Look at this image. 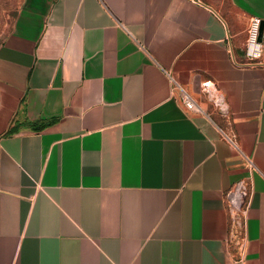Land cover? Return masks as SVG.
<instances>
[{"label":"crops","instance_id":"0c3cea01","mask_svg":"<svg viewBox=\"0 0 264 264\" xmlns=\"http://www.w3.org/2000/svg\"><path fill=\"white\" fill-rule=\"evenodd\" d=\"M253 17L264 36V0H17L0 40V264H264Z\"/></svg>","mask_w":264,"mask_h":264},{"label":"built area","instance_id":"2783aa9c","mask_svg":"<svg viewBox=\"0 0 264 264\" xmlns=\"http://www.w3.org/2000/svg\"><path fill=\"white\" fill-rule=\"evenodd\" d=\"M260 19L251 18L248 27V36L244 45V56L246 64H260L263 56L264 49V36H260ZM209 83L202 85L203 91H208ZM180 99L183 106L192 112H198V108L195 103L184 93H180ZM247 186L244 182L240 181L235 184L233 189L226 194V199L229 205V209L233 215L237 217L244 211L247 198Z\"/></svg>","mask_w":264,"mask_h":264},{"label":"rangeland","instance_id":"374dc122","mask_svg":"<svg viewBox=\"0 0 264 264\" xmlns=\"http://www.w3.org/2000/svg\"><path fill=\"white\" fill-rule=\"evenodd\" d=\"M17 0H0V40L5 34L4 27L7 25L8 14Z\"/></svg>","mask_w":264,"mask_h":264}]
</instances>
